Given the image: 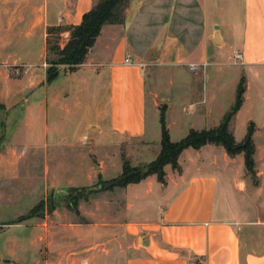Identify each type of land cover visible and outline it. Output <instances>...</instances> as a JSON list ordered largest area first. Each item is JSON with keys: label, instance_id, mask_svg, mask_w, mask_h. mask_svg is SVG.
I'll list each match as a JSON object with an SVG mask.
<instances>
[{"label": "crops", "instance_id": "obj_1", "mask_svg": "<svg viewBox=\"0 0 264 264\" xmlns=\"http://www.w3.org/2000/svg\"><path fill=\"white\" fill-rule=\"evenodd\" d=\"M97 1L0 0V182L34 165L47 183L121 176L127 139L146 149L159 139L158 128L148 129L149 74L154 87L162 74L177 87L172 99L163 87L166 122L169 132L185 134L218 127L244 77V103L230 129L234 137L244 129V139L253 124L254 142L264 137V0H132L125 23L105 25L84 64L60 66L47 83L48 29L80 25ZM70 36H59L61 47ZM26 150L41 159L24 163ZM179 165L165 168L166 185L150 176L109 192L122 193V219L84 227L90 236L77 235L80 225L0 221V264H98L85 247L97 240L99 264H264V176L257 207L243 155L209 144L186 149Z\"/></svg>", "mask_w": 264, "mask_h": 264}, {"label": "rangeland", "instance_id": "obj_2", "mask_svg": "<svg viewBox=\"0 0 264 264\" xmlns=\"http://www.w3.org/2000/svg\"><path fill=\"white\" fill-rule=\"evenodd\" d=\"M50 58H55V56L51 55ZM231 70L236 71V68H231ZM233 74L234 73L231 72V75ZM168 76L169 74H162L155 87L153 74H149L148 76V89H150L148 92V129L150 131H155L156 128H158L159 139L155 137L154 141L156 143L153 145L152 149L151 147L146 149V144L142 140L127 139L123 145L125 151L124 156L133 168L138 167L143 169L145 166H148L157 158L161 151L162 130L159 122V113L156 114L154 112L152 104L155 102L154 106L160 112L166 106V93L163 90V87L166 85L169 88V98H173L171 91L176 92L177 87L170 86L171 82H169ZM175 85H177V83ZM152 99H154V102H152ZM242 132H244V129H240V127L236 129L235 138L237 141L243 139V136H241ZM185 133H180L173 128L170 132L172 142H179L184 139L188 135ZM255 145L256 148H259L255 155L257 179L254 181L250 175L246 176L250 182H252V187H250L253 192L254 204L259 207V188L261 178L264 176L261 174V172L264 173V137H257L255 139ZM24 157V163L29 161L30 163L36 164V162L41 159L40 154L31 151H28ZM113 160L114 158L112 161ZM112 161H110V170L107 173L109 176L114 175L116 172V159L113 164L111 163ZM19 172V175L12 177L10 180H2V182H0V187L4 191V198L1 199L0 196V221H5L6 223H28V220L33 219V223L37 221L38 223H48L57 226L80 225L83 228H81V231L79 229L80 233L78 232L77 235L83 238L90 236L88 231L85 233L84 227L100 226L101 224H107L109 226L116 225L118 222L117 220L122 219L117 217V211L122 213V210L127 207L120 191L109 193L116 188L111 191L97 192L100 187H106L109 182L114 179L104 181L100 177V180L94 184L79 183L76 185H63L53 183L50 180L47 183V180L45 181L42 175V168L35 165L33 168L22 167L19 169ZM73 175L79 180L84 175V172L77 170ZM254 182H257L258 185ZM66 188L71 192L70 197H56L58 190ZM74 211L76 213H74ZM101 211H103L106 216H97L101 214ZM31 212L35 217L26 219ZM22 218L25 219L21 221ZM62 235L70 234L62 233ZM114 237L115 235L113 237L110 236L108 240L109 244L113 243ZM101 243L102 241L97 240V242L85 246L94 248V252L98 255L96 259L98 264L101 262L100 256L104 254V245H101ZM103 243H107V241H103ZM110 251L116 259L118 254L117 251L120 250H116L115 247H112Z\"/></svg>", "mask_w": 264, "mask_h": 264}, {"label": "trees", "instance_id": "obj_3", "mask_svg": "<svg viewBox=\"0 0 264 264\" xmlns=\"http://www.w3.org/2000/svg\"><path fill=\"white\" fill-rule=\"evenodd\" d=\"M132 0H98L92 10L84 15L82 23L71 27H51L48 29V64L47 83L54 82L59 76V67L68 66L75 70L84 64L90 50L94 47L105 25H121L126 21V11ZM70 32V39L64 47L60 46L59 36L65 31ZM51 55L55 58H50ZM246 92V79L243 77L238 85L236 102L231 110L224 116L220 125L209 130H191L188 135L179 142H172L166 122V106L160 115L162 130L161 151L157 158L143 169L131 167L124 156L123 173L118 178L109 182L106 187H100L97 192L111 191L115 188H126L131 184H139L150 176H156L158 182L166 185L167 166L180 171L179 158L189 148L196 150L212 144L222 146L227 154L235 158L244 156L245 168L248 175L254 181L257 179L256 170V145L254 142L255 126L251 124L245 138L238 142L230 125L244 103ZM257 183V182H256ZM69 196L71 192L68 190ZM35 217L32 212L26 217ZM25 218H22L24 220Z\"/></svg>", "mask_w": 264, "mask_h": 264}, {"label": "built area", "instance_id": "obj_4", "mask_svg": "<svg viewBox=\"0 0 264 264\" xmlns=\"http://www.w3.org/2000/svg\"><path fill=\"white\" fill-rule=\"evenodd\" d=\"M242 53H240V52H236L235 54H234V56H233V60H234V62H236V63H239V62H241L242 61ZM130 60H127V62H129ZM190 69L191 70H193V71H195L196 69H197V66H190Z\"/></svg>", "mask_w": 264, "mask_h": 264}, {"label": "water", "instance_id": "obj_5", "mask_svg": "<svg viewBox=\"0 0 264 264\" xmlns=\"http://www.w3.org/2000/svg\"><path fill=\"white\" fill-rule=\"evenodd\" d=\"M68 196H69V192L67 189H60L56 193V197H68Z\"/></svg>", "mask_w": 264, "mask_h": 264}]
</instances>
